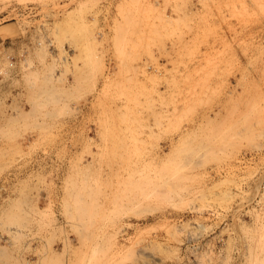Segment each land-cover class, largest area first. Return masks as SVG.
<instances>
[{
  "label": "rangeland",
  "instance_id": "obj_1",
  "mask_svg": "<svg viewBox=\"0 0 264 264\" xmlns=\"http://www.w3.org/2000/svg\"><path fill=\"white\" fill-rule=\"evenodd\" d=\"M0 264H264V0H0Z\"/></svg>",
  "mask_w": 264,
  "mask_h": 264
},
{
  "label": "bare ground",
  "instance_id": "obj_2",
  "mask_svg": "<svg viewBox=\"0 0 264 264\" xmlns=\"http://www.w3.org/2000/svg\"><path fill=\"white\" fill-rule=\"evenodd\" d=\"M183 138V137H182ZM170 144V143H169ZM176 144V143H175ZM174 143H171V147L173 148L175 146ZM161 149V148H160ZM170 150V149H169ZM161 151V150H160ZM165 154V153H164Z\"/></svg>",
  "mask_w": 264,
  "mask_h": 264
}]
</instances>
